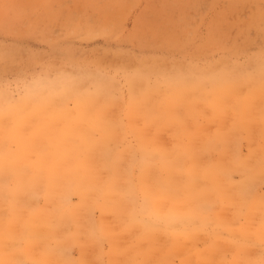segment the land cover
<instances>
[{"label":"rangeland","instance_id":"1","mask_svg":"<svg viewBox=\"0 0 264 264\" xmlns=\"http://www.w3.org/2000/svg\"><path fill=\"white\" fill-rule=\"evenodd\" d=\"M0 119V264H264V0H0Z\"/></svg>","mask_w":264,"mask_h":264},{"label":"bare ground","instance_id":"2","mask_svg":"<svg viewBox=\"0 0 264 264\" xmlns=\"http://www.w3.org/2000/svg\"><path fill=\"white\" fill-rule=\"evenodd\" d=\"M233 84H235V83H233ZM233 88H234V85H231L230 87H228V85L223 84L222 87L219 90H217V92H218V94H227L226 92L229 89H233ZM237 100L239 101L242 109L245 112V111L250 109L251 103L254 100V97L251 94H248V95L245 94L242 96H238ZM94 105L95 104H92L89 102L82 103V104L78 105L77 108L73 111L62 110L58 114L60 116H63V115L67 116V117L63 116L66 119H68V124L65 126L66 135H77V133H82V134L86 135L87 137H89V135H91V133L93 131H101L102 132L101 140L89 139L87 148L89 149L90 153L95 155V164L99 167H102L104 169L109 170L108 159H107L106 155H103V150L105 152H107L108 149L106 147V144L109 141L115 140V138H113L111 136V135H113L114 126L108 125L105 122L110 117L111 112L110 111L96 112L97 108ZM58 107H60V106L55 105V100L52 97L50 99V102L46 103V105H45V108H44L45 115L55 117V108H58ZM212 107L214 110L217 111V113L220 114L221 107L219 105H217V103L215 105H212ZM166 109H167V114H169L175 108L173 106H168V107H166ZM129 114L132 115V112L130 111ZM130 115H129V118L131 117ZM171 118L172 117H170L169 119H171ZM172 119H174V118H172ZM130 122H131V128H133L132 118H131ZM151 122H152V120H151ZM156 122H158V121H156ZM0 123H1V119H0ZM20 132H21V128L16 127L13 131V135H19ZM142 144H146V143L144 141H142ZM75 145H76L75 141L70 142V146H73L72 147L73 152L75 154H78L82 150V148H80L79 146H75ZM155 147L151 148L150 154L152 156L158 155L163 160L162 166L165 167V170L169 173V177L171 179L179 177L175 173H176V167L180 165L181 160H177L175 162H170L169 157L172 155V152H168V153L160 152ZM199 151H200L199 148H197L195 151H194V149L190 150L188 152V155L193 156V157H195L196 155L198 156ZM128 153H129V151L125 152L124 156H127ZM194 153H196V154H194ZM17 162H20V160H17ZM65 168L67 171H70V165H66ZM75 168L76 169L74 171H71L73 179H75L77 181L86 180V175L84 173V170H89V171H91V170L85 168V166L82 164L78 167L75 166ZM119 168H120L119 165H116L115 167H113L112 168V175H117V173L119 172ZM110 172H111V170H110ZM214 174L215 173L212 172L211 176H214ZM149 176H150L149 171H145L142 175V177L144 179H146ZM111 185H113L115 187L118 186L117 183H111ZM147 189H144L146 194L149 193V189L148 190Z\"/></svg>","mask_w":264,"mask_h":264}]
</instances>
